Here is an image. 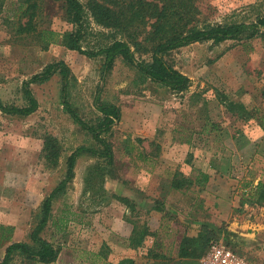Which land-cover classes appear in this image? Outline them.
Returning a JSON list of instances; mask_svg holds the SVG:
<instances>
[{"label": "rangeland", "instance_id": "1", "mask_svg": "<svg viewBox=\"0 0 264 264\" xmlns=\"http://www.w3.org/2000/svg\"><path fill=\"white\" fill-rule=\"evenodd\" d=\"M21 1L0 0V100L24 104L22 82L47 63L63 59L71 69L68 100L84 120L95 123L102 117L93 98L102 80L103 56H89L59 42L43 47L35 33L19 31V22L27 20V16L19 18ZM35 1L36 28L60 33L76 28L67 19L62 2ZM81 2L86 5L88 0ZM195 4V11L186 17L190 23L250 22L264 12V0H198ZM86 9L81 48L99 49L120 37L114 27L98 25ZM152 20L138 26L134 41H129L138 59H150L147 30ZM164 57L190 78L184 90L173 91L149 79L140 81L130 64L116 58L101 82L100 99L117 104L121 111L120 120L103 133L119 155L117 163L106 164L103 157L83 151L65 192L52 202V215L66 216V227L58 229L49 219L41 233L58 248L56 258L41 263L14 253L9 264H106L123 256L133 257L136 264L195 262L166 248L162 249L165 255L152 258L144 247L126 248V240L107 231L118 227L113 223L111 227L106 219L123 209L114 203L115 198H106L111 194L104 186L107 173L123 168L127 161L138 169L141 161L143 170H149L148 165L155 170V160L158 172L174 167L198 176L208 172L206 182L193 185L201 197L196 217L216 223L215 239L233 248L248 264H264V198L253 194L258 182L264 186V96L260 94L264 88V33H243L216 43L195 41L167 51ZM61 81V74L55 73L43 83L30 84L38 106L28 115L0 111V223L15 227V240L31 241L30 232L44 198L65 175L68 154L79 145L101 150L91 133L63 108ZM229 100L241 103L244 109H226ZM54 147L56 157L50 154ZM128 150L131 159L125 160ZM141 153L149 160H141ZM167 181V177L154 183L151 179L146 186L153 185L147 191L157 202L184 206L192 192L168 190ZM158 214L163 222L179 224L177 214L172 218L156 212L152 218L157 220ZM6 244H0V255Z\"/></svg>", "mask_w": 264, "mask_h": 264}, {"label": "trees", "instance_id": "2", "mask_svg": "<svg viewBox=\"0 0 264 264\" xmlns=\"http://www.w3.org/2000/svg\"><path fill=\"white\" fill-rule=\"evenodd\" d=\"M58 1L62 2L67 19L76 28L63 31L62 33L47 27L42 29L36 28L35 17L37 15L38 3L35 0H22L20 3V14H18L20 15L19 18L27 16V20L19 22L18 30L35 33L43 47H46L51 42H59L67 48L76 49L89 56L98 57L102 55V83L107 73L113 68L116 58L121 57L135 69L140 81L149 79L153 83L165 86L173 91H182L188 86L190 78L165 59L164 54L167 51L195 41L209 40L211 43H216L225 39L236 38L243 33L248 36L264 33V12L257 15L255 20L250 22H216L212 24L209 21L202 20L199 24L190 23V18L186 17L187 15H191L192 11H195V3L198 0H157L156 2L150 0H88L86 5L81 0ZM25 2H28V4L25 5ZM86 8H88L98 25L114 27L116 33L120 34V37L112 39L111 42L100 46L99 49L81 48L80 40L83 33L82 26L87 11ZM148 18H153L147 30L151 40V55L149 60L138 59L133 54L129 41H134L137 27L143 26ZM123 36H127L129 39L127 40ZM55 73H59L62 76L59 96L63 108L69 112L74 121L91 133L93 139L101 146V150L97 151L95 148L79 145L68 154L65 175L44 198L38 213V219L30 232V242L12 239L15 227L11 224L0 223V244L7 242L4 245V251L0 255V264H9L14 253L22 254L26 258L37 259L41 263L53 261L56 258L58 248L53 242L43 238L41 233L46 228L49 219L58 229L66 227L68 218L63 215L54 217L51 213V207L53 200L59 194L65 192L69 181L74 177V165L77 157L83 151H89L97 157H103L106 164H110L113 160L111 143L104 138L103 133L110 131L114 123L120 120V108L113 102L100 99L102 87L100 82V85L96 89L93 103L97 111L102 112V117L95 123H89L84 120L68 100V84L71 69L63 59L47 63L41 72L34 73L22 82L24 104H7L0 100V111L21 115H28L33 112L37 108L38 102L30 88V84L33 82L43 83L49 80ZM260 94L264 96V88ZM221 101L224 103V100ZM224 105L230 111L234 108L244 109L241 103H235L231 100L225 102ZM50 151L53 157L57 156L58 152L55 147ZM48 154L49 152H46V155ZM199 175L195 176L198 182H204L208 178V174L205 172H200ZM170 183L171 186L179 187L185 183L191 184L192 181L190 178L186 179L182 175L178 176L175 174ZM256 193L259 199L264 198V186L261 182H258L256 185V190L253 194ZM108 196L106 194V198ZM117 197L120 199V196ZM121 199L122 201H128L125 198ZM134 226H136V229L134 227L131 243L138 245L143 235L146 234V229L143 225ZM216 236V232L203 226L196 236L186 235L182 237L176 256L186 261L195 259V262L187 263L197 264V258L205 251L208 242L211 239H215ZM147 254L152 258L155 257L151 252H147ZM106 264L136 263L133 257L123 256L115 263L106 262Z\"/></svg>", "mask_w": 264, "mask_h": 264}, {"label": "crops", "instance_id": "3", "mask_svg": "<svg viewBox=\"0 0 264 264\" xmlns=\"http://www.w3.org/2000/svg\"><path fill=\"white\" fill-rule=\"evenodd\" d=\"M154 149L155 151H157L158 146L155 145ZM138 156L140 157L141 160H149L147 154L141 153L138 154ZM118 158H119L118 153L113 150L114 164L117 163L116 160H118ZM123 158L125 160H127L128 158L131 159V151L130 150L126 151L123 155ZM152 158L154 159L155 157ZM155 162L156 160L153 162V167L155 170H153L150 165H148L149 170H143L144 167L143 166L141 167L143 162L139 161L141 167V168L139 167V169L143 171L142 174H139L140 172L138 171L139 169L133 167L130 161H127V165L126 163L125 165H123L124 169L121 167L122 169L118 168L117 170L115 169V172L107 173L104 186L107 189V191L111 193L108 195L111 196V198L113 197L116 199L114 202L115 204L120 203L121 204L120 206L123 205L122 210L119 209L118 207L120 212H117L116 215L113 214L111 220L108 221L106 219L107 221L106 223H110V225L111 223H113L114 225H116V227H118V229L116 230L107 229V231L115 233L118 236V239L126 240L125 242L126 248H133L134 250H137L141 247H144L146 253L150 251L151 254L155 256L156 254L157 256H162L164 254L162 249L166 248L168 249V251L175 250L174 254L176 255L183 236L186 235L196 236L197 232L203 226L209 228V230H212L213 232H216L218 231L217 230L218 225L216 223L213 224L208 222L207 219L204 220L203 218L196 217V213H195L196 207L198 206V204H200V198H201L200 193L195 188H193V185H198L199 183L198 181H196L197 179L195 177L196 175L189 174L186 171L181 170L180 168L177 167H174L171 170L161 169L158 172L157 168L155 167L156 165ZM128 165H131V167H127ZM204 172L208 174V172L206 171ZM175 174H177L178 176L182 175L186 179L190 178L192 183L191 184L185 183L179 187L171 186L170 181ZM165 177L168 178L167 181L168 190L171 189L179 192L180 194L189 190L192 192V195H190L188 199H185L187 203L185 202L184 206H180L175 202H167V201L162 202L161 200L160 202H157L156 197L152 196V194L147 191L148 187H151V185H153L151 182L148 186H146L149 180L152 179L154 183L160 181V179L162 181V179H164ZM141 178L144 179V182H142ZM206 180L204 182H206ZM117 196H120V199ZM121 198H125L128 201H122ZM202 208H203L202 211L203 214L204 212H208V210H205L206 207L204 205L202 206ZM156 212H159L161 214L166 212L172 218L174 217L175 214H177L179 218L177 216L175 217L178 219L179 224L173 222L170 223L163 222L161 221L162 217L159 214L157 220H155L156 217L152 218V216L153 213ZM174 224L178 225L179 227L178 230L176 227L173 228L171 226ZM134 225L137 226L143 225L145 226L146 229V234L143 235L141 242L138 245H133L131 243V236L133 235L134 227L136 229V226ZM111 227L114 226L111 225ZM216 234H218V232H216ZM102 242L104 243V238L102 239ZM117 248L120 249V246H118ZM157 250L160 252L157 253Z\"/></svg>", "mask_w": 264, "mask_h": 264}, {"label": "built area", "instance_id": "4", "mask_svg": "<svg viewBox=\"0 0 264 264\" xmlns=\"http://www.w3.org/2000/svg\"><path fill=\"white\" fill-rule=\"evenodd\" d=\"M197 264H248L233 248L222 240L211 239Z\"/></svg>", "mask_w": 264, "mask_h": 264}]
</instances>
